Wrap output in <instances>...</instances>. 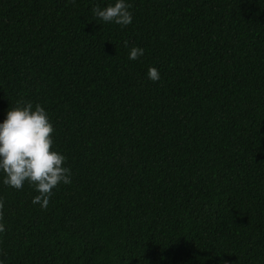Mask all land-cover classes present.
Segmentation results:
<instances>
[{
	"label": "trees",
	"instance_id": "trees-1",
	"mask_svg": "<svg viewBox=\"0 0 264 264\" xmlns=\"http://www.w3.org/2000/svg\"><path fill=\"white\" fill-rule=\"evenodd\" d=\"M111 2L0 0V121L39 103L71 173L0 184V264H264V0Z\"/></svg>",
	"mask_w": 264,
	"mask_h": 264
},
{
	"label": "clouds",
	"instance_id": "clouds-1",
	"mask_svg": "<svg viewBox=\"0 0 264 264\" xmlns=\"http://www.w3.org/2000/svg\"><path fill=\"white\" fill-rule=\"evenodd\" d=\"M130 7L127 0H112L104 7L93 6L92 12L104 22L125 27L132 21ZM143 53L142 47L132 46L128 59L135 60ZM146 74L153 81L159 78L155 67L150 66ZM52 132L45 108L30 101H17L7 108L0 121V184L20 189L27 182L37 193L31 202L41 208L47 207L52 190L58 184L71 183L65 155L51 148ZM0 230H3L2 224Z\"/></svg>",
	"mask_w": 264,
	"mask_h": 264
}]
</instances>
